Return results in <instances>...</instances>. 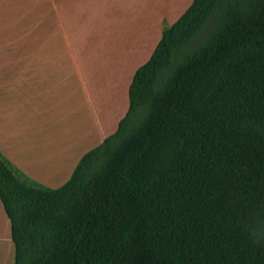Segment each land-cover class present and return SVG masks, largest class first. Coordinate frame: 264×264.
Wrapping results in <instances>:
<instances>
[{"label": "trees", "instance_id": "trees-1", "mask_svg": "<svg viewBox=\"0 0 264 264\" xmlns=\"http://www.w3.org/2000/svg\"><path fill=\"white\" fill-rule=\"evenodd\" d=\"M0 200L13 264H264V0H192L68 180L0 153Z\"/></svg>", "mask_w": 264, "mask_h": 264}, {"label": "crops", "instance_id": "crops-1", "mask_svg": "<svg viewBox=\"0 0 264 264\" xmlns=\"http://www.w3.org/2000/svg\"><path fill=\"white\" fill-rule=\"evenodd\" d=\"M192 0H0V153L50 188L117 128L135 70ZM0 200V264H13Z\"/></svg>", "mask_w": 264, "mask_h": 264}]
</instances>
